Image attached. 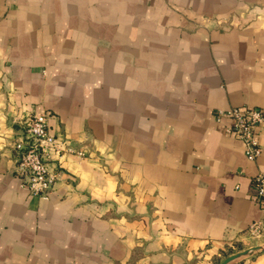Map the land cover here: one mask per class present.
Listing matches in <instances>:
<instances>
[{
	"label": "crops",
	"instance_id": "obj_1",
	"mask_svg": "<svg viewBox=\"0 0 264 264\" xmlns=\"http://www.w3.org/2000/svg\"><path fill=\"white\" fill-rule=\"evenodd\" d=\"M264 110V0H0V264H219L264 245L242 142L219 109ZM29 114L47 199L15 176ZM229 264H264V252Z\"/></svg>",
	"mask_w": 264,
	"mask_h": 264
},
{
	"label": "built area",
	"instance_id": "obj_2",
	"mask_svg": "<svg viewBox=\"0 0 264 264\" xmlns=\"http://www.w3.org/2000/svg\"><path fill=\"white\" fill-rule=\"evenodd\" d=\"M214 120L222 125V131L239 139L243 145L245 157L254 160L260 155L262 146L259 139L264 126V110L249 105L219 109L214 114ZM15 153V176L19 185L29 194L47 199L52 192L57 173L49 162V152L68 151L82 156V150H75L61 142H57L51 134L47 116L44 114H29L24 120L22 134L13 145ZM253 195L255 201L264 212V173L252 177ZM248 230L253 236H259L264 231V217L253 221Z\"/></svg>",
	"mask_w": 264,
	"mask_h": 264
},
{
	"label": "water",
	"instance_id": "obj_3",
	"mask_svg": "<svg viewBox=\"0 0 264 264\" xmlns=\"http://www.w3.org/2000/svg\"><path fill=\"white\" fill-rule=\"evenodd\" d=\"M264 252V245H255V246H251L247 249H244V250H240V251H237L235 253H231L227 256H225L219 264H229L231 263L232 261L242 257V256H246V255H250L254 252Z\"/></svg>",
	"mask_w": 264,
	"mask_h": 264
}]
</instances>
